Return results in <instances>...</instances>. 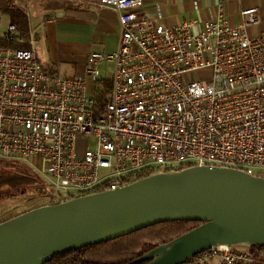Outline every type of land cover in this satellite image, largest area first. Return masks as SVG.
I'll return each instance as SVG.
<instances>
[{"label":"built area","instance_id":"built-area-1","mask_svg":"<svg viewBox=\"0 0 264 264\" xmlns=\"http://www.w3.org/2000/svg\"><path fill=\"white\" fill-rule=\"evenodd\" d=\"M88 1L117 12L120 36L111 54H88L83 76L43 70L34 37L0 47V157L39 163L55 203L147 171L264 174V32H248L256 7L237 24L219 14L194 30L191 21L160 24L142 0ZM15 31L9 24L6 38L25 41ZM104 58L113 64L107 90ZM255 254L215 245L179 264H248Z\"/></svg>","mask_w":264,"mask_h":264},{"label":"water","instance_id":"water-1","mask_svg":"<svg viewBox=\"0 0 264 264\" xmlns=\"http://www.w3.org/2000/svg\"><path fill=\"white\" fill-rule=\"evenodd\" d=\"M201 222L130 264H179L215 245L264 246V176L229 167L157 172L0 222V264H45L170 221Z\"/></svg>","mask_w":264,"mask_h":264},{"label":"crops","instance_id":"crops-1","mask_svg":"<svg viewBox=\"0 0 264 264\" xmlns=\"http://www.w3.org/2000/svg\"><path fill=\"white\" fill-rule=\"evenodd\" d=\"M142 3L160 24L172 26L191 21L194 30L219 14L230 24H237L241 10L256 7L259 24L248 28V32L250 35L264 32V0H142ZM12 10L25 15L27 36L36 39L37 57L47 72L83 76L88 54L108 55L118 47V14L109 7L88 0H0V38L6 37L8 26L13 23L9 13ZM14 35L20 38L17 30ZM99 70L101 79L109 82L112 62L104 58ZM92 85L90 82L88 90L91 91Z\"/></svg>","mask_w":264,"mask_h":264},{"label":"trees","instance_id":"trees-1","mask_svg":"<svg viewBox=\"0 0 264 264\" xmlns=\"http://www.w3.org/2000/svg\"><path fill=\"white\" fill-rule=\"evenodd\" d=\"M9 13L12 18V24L15 25V29L20 38L25 41L17 42L6 37L0 38V47H27L28 43L26 40L28 36L25 15L16 10H12ZM99 83L106 90L110 87L108 81L100 80ZM97 95L100 96V92H98ZM2 167L4 170L0 171V192L2 195L7 196V198L25 192L28 184H33L37 181V174L32 168L25 164H23V166L18 164L5 166V164H3ZM150 173L152 172L147 171L138 173L135 175L134 179L142 178ZM39 182L40 185L44 186L42 180H39ZM40 190L42 191V195L46 194L45 196L49 199V201L44 204L55 203V201L52 200L49 190L45 186L43 188L41 187ZM199 224H201V222L188 220L155 224L113 240L56 254L45 264H130L132 260L145 254L152 248L169 242ZM248 247L250 251L253 252H255L254 249L259 250L255 254L253 261L248 264H253L254 262L264 263V253H261L264 246L251 245ZM145 263L146 262H141L138 264Z\"/></svg>","mask_w":264,"mask_h":264},{"label":"rangeland","instance_id":"rangeland-1","mask_svg":"<svg viewBox=\"0 0 264 264\" xmlns=\"http://www.w3.org/2000/svg\"><path fill=\"white\" fill-rule=\"evenodd\" d=\"M202 72H197V74H200ZM190 78L195 76L194 72H191L189 74ZM22 162V163H21ZM15 161V160H9L0 157V171H3L2 165L5 164V166H10L11 164H18L23 166V164L29 166L32 168V170L37 174V181L33 184H28V186L25 189V192L17 194L14 197L7 198V196L2 195L0 192V222L8 219L9 217L15 216L17 214H20L24 211H27L29 209L35 208L36 206H41L44 203H47L49 201L48 197H46L44 194L42 195V191L40 188L44 187L45 183L49 181L47 175L42 172L41 166L39 167V163L36 164L34 161ZM264 176V174H262ZM40 178V179H38ZM39 180H42L43 185H40ZM46 205V204H44ZM147 235V234H146ZM235 247H242L239 245H236ZM255 253H257V249H254ZM261 253H264V249L261 250ZM253 264H264L263 262H254Z\"/></svg>","mask_w":264,"mask_h":264}]
</instances>
